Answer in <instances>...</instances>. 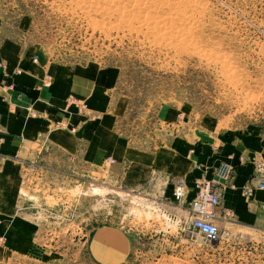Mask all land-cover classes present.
I'll use <instances>...</instances> for the list:
<instances>
[{
  "label": "rangeland",
  "instance_id": "1",
  "mask_svg": "<svg viewBox=\"0 0 264 264\" xmlns=\"http://www.w3.org/2000/svg\"><path fill=\"white\" fill-rule=\"evenodd\" d=\"M1 40L115 70V131L136 148L174 142L191 156L264 141V0H0ZM247 152L236 159L255 172L264 146ZM231 153L221 163L234 170ZM20 174L19 208L36 226H0V264H264L262 227L231 217L208 241L168 188L130 187L107 163L75 181Z\"/></svg>",
  "mask_w": 264,
  "mask_h": 264
},
{
  "label": "crops",
  "instance_id": "2",
  "mask_svg": "<svg viewBox=\"0 0 264 264\" xmlns=\"http://www.w3.org/2000/svg\"><path fill=\"white\" fill-rule=\"evenodd\" d=\"M1 59L5 67L0 69V226H36L33 217L19 208L21 168L39 180L68 174L75 181L82 165L107 163L110 176L122 175L128 186L154 189L160 185L168 188L173 199L172 179L182 177L188 188L187 204L193 198L195 178L215 179L214 168L225 151H232L235 168L216 208L218 225L234 217L264 229V189L258 188L252 166L236 159V153L262 149L264 141L233 138L218 154L206 146L201 151L195 148L199 152L191 156L185 146L174 142L153 151L139 149L115 131L119 103L111 106L112 68L50 62L39 51L11 40L0 41ZM46 75L50 82L44 86ZM68 97L85 101L98 117L80 116L73 104H66ZM60 122L63 126L56 125ZM107 156L112 158L106 161ZM243 188L252 189L250 197L240 195Z\"/></svg>",
  "mask_w": 264,
  "mask_h": 264
},
{
  "label": "built area",
  "instance_id": "3",
  "mask_svg": "<svg viewBox=\"0 0 264 264\" xmlns=\"http://www.w3.org/2000/svg\"><path fill=\"white\" fill-rule=\"evenodd\" d=\"M1 66V63H0ZM50 77L45 76L43 85L49 84ZM66 104H73L76 108V112L82 116H87L91 119H96L98 114H95L89 110L87 103L75 97H68ZM56 125L63 126V123H57ZM109 161V160H108ZM255 173L258 175L257 186L260 189H264V162H258L255 164ZM232 167L228 164L220 163L214 168V175L225 180H230ZM172 194L177 205L186 206L187 216L185 226L188 229L204 236L208 241H215L219 236L218 225V212L216 210L219 206L222 198L223 188L219 182H214L211 179L195 178L194 180V194L193 198L187 204L185 198L188 193L187 184L184 178L176 177L172 179ZM233 187V184H230ZM251 188H243L242 193L245 196H251ZM231 216V213H227Z\"/></svg>",
  "mask_w": 264,
  "mask_h": 264
},
{
  "label": "bare ground",
  "instance_id": "4",
  "mask_svg": "<svg viewBox=\"0 0 264 264\" xmlns=\"http://www.w3.org/2000/svg\"><path fill=\"white\" fill-rule=\"evenodd\" d=\"M183 29H184V28H183ZM230 188H234V186H233V187L230 186ZM259 189H260V188H259ZM100 193H101V192H100Z\"/></svg>",
  "mask_w": 264,
  "mask_h": 264
}]
</instances>
